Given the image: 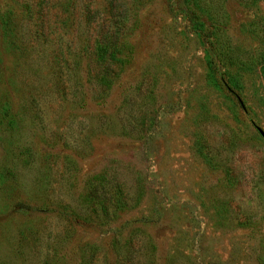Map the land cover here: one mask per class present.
Wrapping results in <instances>:
<instances>
[{"label":"rangeland","instance_id":"rangeland-1","mask_svg":"<svg viewBox=\"0 0 264 264\" xmlns=\"http://www.w3.org/2000/svg\"><path fill=\"white\" fill-rule=\"evenodd\" d=\"M0 264H264V0H0Z\"/></svg>","mask_w":264,"mask_h":264},{"label":"water","instance_id":"water-1","mask_svg":"<svg viewBox=\"0 0 264 264\" xmlns=\"http://www.w3.org/2000/svg\"><path fill=\"white\" fill-rule=\"evenodd\" d=\"M261 134H263L261 131H260Z\"/></svg>","mask_w":264,"mask_h":264}]
</instances>
